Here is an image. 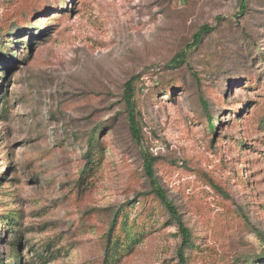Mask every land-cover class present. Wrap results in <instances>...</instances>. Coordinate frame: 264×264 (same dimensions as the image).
<instances>
[{
    "label": "rangeland",
    "instance_id": "obj_1",
    "mask_svg": "<svg viewBox=\"0 0 264 264\" xmlns=\"http://www.w3.org/2000/svg\"><path fill=\"white\" fill-rule=\"evenodd\" d=\"M239 6L0 0V264H179L145 154L187 264H264V0Z\"/></svg>",
    "mask_w": 264,
    "mask_h": 264
},
{
    "label": "trees",
    "instance_id": "obj_2",
    "mask_svg": "<svg viewBox=\"0 0 264 264\" xmlns=\"http://www.w3.org/2000/svg\"><path fill=\"white\" fill-rule=\"evenodd\" d=\"M240 12H244L245 10V0H240V6H239ZM211 32V28L208 26H203L200 28V30L194 35L193 37V47L197 46L200 42L201 36L204 34H207ZM185 60V55L180 54L176 56L172 60V64L174 65H180ZM132 82L133 79L126 82L124 85V100L127 107V110L129 112L130 118H129V128L130 132L133 137L137 138L139 134V130L137 128L136 121L134 119V104H133V88H132ZM204 106H206V103H203ZM210 120L211 117L207 116ZM154 164L155 159L151 156L145 154L143 155V169L145 172V175L147 179L149 180L152 194L156 197V199L159 201L161 206L166 210L168 215L175 221L177 224L178 230L180 232V244L177 248V257L179 264H187V258L185 256V250L192 247V242L190 238V231L188 228L184 225L183 221L181 220V217L177 211V208L173 205V203L169 200L166 193L163 191V189L159 186L156 176L154 173ZM245 218V215L243 216ZM117 222L116 217L112 220V222L109 225L108 228V237L113 234L115 224Z\"/></svg>",
    "mask_w": 264,
    "mask_h": 264
}]
</instances>
